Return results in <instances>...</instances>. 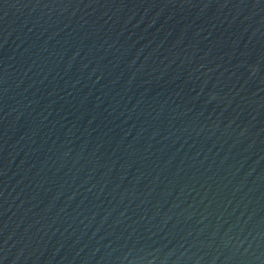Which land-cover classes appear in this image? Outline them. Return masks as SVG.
I'll return each instance as SVG.
<instances>
[{"label": "water", "instance_id": "water-1", "mask_svg": "<svg viewBox=\"0 0 264 264\" xmlns=\"http://www.w3.org/2000/svg\"><path fill=\"white\" fill-rule=\"evenodd\" d=\"M0 264H264V0H0Z\"/></svg>", "mask_w": 264, "mask_h": 264}]
</instances>
